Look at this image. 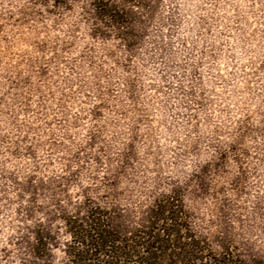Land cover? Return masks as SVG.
<instances>
[{
    "label": "rangeland",
    "instance_id": "374dc122",
    "mask_svg": "<svg viewBox=\"0 0 264 264\" xmlns=\"http://www.w3.org/2000/svg\"><path fill=\"white\" fill-rule=\"evenodd\" d=\"M159 205L264 263V0H0V264H137Z\"/></svg>",
    "mask_w": 264,
    "mask_h": 264
},
{
    "label": "trees",
    "instance_id": "16d2710c",
    "mask_svg": "<svg viewBox=\"0 0 264 264\" xmlns=\"http://www.w3.org/2000/svg\"><path fill=\"white\" fill-rule=\"evenodd\" d=\"M157 207L160 208H156V210L154 209L150 217L152 218L153 216L157 222L161 220L165 226H162L159 228L160 230H157L158 233L154 235V238H152V236L149 239H143V237H141V241L135 243V245H131L132 248L137 249V252L139 253L137 264H146L148 259L158 257V251L161 248V255L171 256L173 259L175 257L179 260V264H245L244 261L238 260L235 257L233 258L232 256L227 259L225 257H216L208 247H205V241L197 239V237L192 234L187 235L186 233L180 236L178 233L182 229L189 232V228L185 222H183L185 225L182 227H179L180 224L177 223V220L180 218L178 213L181 211L179 209L170 210L166 213V211L164 212V208H161V205ZM98 226L99 227L97 228L99 230H97L96 234L89 235L91 239L87 244L85 243L87 241L85 240L86 238L81 237L83 239H76L75 242L77 245H84L86 247L83 249L85 253H88V251L91 253L88 254V256L85 255L81 257L78 256L80 251H76L77 253H74V257H76V259L78 258V260L80 257L79 261L85 259L88 260L89 258L87 257L96 255V253H98L96 249L98 248L106 247L108 250L104 251V255L108 256V258L110 257L111 259H115L117 256L120 257L119 255L125 254V248L122 249L114 246L116 239L110 237L109 232L102 228L101 225ZM99 252L103 251L100 250ZM110 262L111 264L113 263V261H109V263ZM257 264L264 263L259 261Z\"/></svg>",
    "mask_w": 264,
    "mask_h": 264
}]
</instances>
